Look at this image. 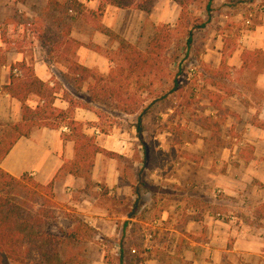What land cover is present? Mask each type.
<instances>
[{
	"label": "crops",
	"instance_id": "0c3cea01",
	"mask_svg": "<svg viewBox=\"0 0 264 264\" xmlns=\"http://www.w3.org/2000/svg\"><path fill=\"white\" fill-rule=\"evenodd\" d=\"M48 1L41 2L47 6ZM78 1L85 6L84 11L68 15L70 27L54 29L61 34L54 42L53 37H47L54 33L49 30L51 23L40 24L43 9H30L27 0H0V29L7 27L3 35L0 30V137L7 124L22 120V103L5 89L12 82V69L18 68L22 72L19 76L24 78L22 64H25L48 85L66 80L69 71L66 48L68 42L75 40L83 45L74 53L70 51V58L108 75L113 63L89 44L112 50L119 44L101 32L99 25L138 45L150 27L175 26L181 15V7L173 0H156L151 13L109 5L101 16L95 15L100 0ZM258 5L252 2L247 4L248 8L233 9L234 6L225 4L223 10L232 12L224 13V26L207 44L210 49L204 56V64L208 74L218 77L222 84L228 81L231 85L227 84L228 89L217 81L209 84L215 91L210 92L212 114L208 116L220 121V132L214 135L204 129L208 134L203 140H216L220 144L219 152L200 156L199 145L193 147V142L201 139L197 136L195 140L182 141L187 150L180 156L172 145L165 148V140L170 139L167 135H171L169 131L155 133L157 148L171 150L164 154L166 164L160 163L148 172V157H152L148 152L146 127L143 143L137 137L136 120L130 131H122L115 125L109 134H104L100 132L97 113L77 107L74 117L87 125V134H96L98 144L116 154L96 155L91 185L84 178L60 173L65 161L73 160L76 154L75 142L64 138V134L70 133L65 127L33 129L30 137L20 138L1 161V168L12 176L29 173L41 184L54 182L56 201L72 208V212L94 229L86 242L98 247L100 256L89 264H264V11ZM23 10L29 17L25 21L37 33L24 46L21 40L15 39L12 30L13 26L23 28L20 19ZM94 18L98 19L97 23ZM247 21L251 24L246 25ZM52 45L64 49L54 58L47 50ZM258 50L262 53L246 63L243 54ZM54 69L60 71L58 75ZM64 88L70 93L77 90L69 83ZM55 95L54 106L68 109L69 102L63 95ZM216 98L220 99V112ZM40 101L36 94H30L27 104L36 107ZM174 142L180 144L175 141V135ZM121 158L130 159L134 167L127 179L120 167ZM186 161L191 164L184 165ZM136 167L140 169L137 171ZM102 194L119 200L115 212L101 202ZM125 207L130 210L122 216ZM146 207L152 208L158 218L140 215ZM219 213L223 217H218ZM156 221L152 247L143 254L144 234L153 229L151 225ZM138 228L143 231L141 241L137 242L140 248L132 245L138 237ZM132 247L143 254L140 261L131 255ZM80 254L77 264H85Z\"/></svg>",
	"mask_w": 264,
	"mask_h": 264
},
{
	"label": "trees",
	"instance_id": "16d2710c",
	"mask_svg": "<svg viewBox=\"0 0 264 264\" xmlns=\"http://www.w3.org/2000/svg\"><path fill=\"white\" fill-rule=\"evenodd\" d=\"M155 1L100 0V7L95 15H103L109 5L151 13ZM173 1L181 7L179 18L181 20L188 13V8L194 0ZM84 8L85 6L78 0H49L47 19L51 26L70 27L72 24L69 22L71 18L68 15L74 12L81 14ZM170 28L169 24L159 28L157 26L156 33L151 38L147 49L141 50L138 45L99 25L101 32L119 44L116 50L103 49L100 46L89 44L90 48L105 55L113 63L108 75H102L97 70L87 68L71 59L70 51L74 53L76 48L83 44L75 40L68 42L66 53L69 59V71L66 80L77 89V95L82 88H85L87 95L80 96L83 100L81 98L73 99L68 96L70 92L65 90L63 98L69 102V107L66 110L55 107L54 98L48 100L49 92H52L54 88L43 83L31 67L22 64L24 71L28 72V76L22 78L14 73V70L18 69L14 66L12 73L15 76L12 75V82L5 89L22 103V120L5 126L4 133L0 137V163L20 138L30 137L33 129L48 127L59 130L65 127L70 130V133L64 134V138L75 142L76 154L73 160L65 161L60 173L66 172L84 178L87 184L91 185L96 155L102 153L112 157L116 154L101 147L97 142L96 134H87V125L74 117L76 108L82 107L95 111L100 121L104 115L94 105H104L111 111L137 115L135 124L137 137L143 143V132L145 131L143 118L146 108L144 109L141 104L142 101L137 96V92L144 91L149 87L145 78L160 67L161 53L168 42ZM57 49H59L57 45L47 48L50 54H53ZM260 53H262L260 50L247 51L243 54V58L247 63L251 57L259 56ZM132 89L135 92H132ZM30 94H36L41 100L36 107L27 104ZM216 103V108L220 112V102L216 101ZM197 125L212 131L214 135H219L220 121H216L210 116L201 117L197 121ZM99 128L101 133L109 134L110 132L101 123ZM184 132L185 128L178 125L175 133L177 143L183 141ZM144 151L147 153L145 145ZM53 185V181L47 185L41 184L29 173L20 177L12 176L0 166V264H14L19 259L34 261V258L37 260V257L38 264H77L79 255L74 252L75 245L90 240L94 229L88 226L82 218L72 214L68 217L72 223L69 230L62 231V236L50 233L49 223L46 219H55L57 217L55 211L62 210V208L67 212H72V208L62 206L56 201ZM64 248L66 250H63Z\"/></svg>",
	"mask_w": 264,
	"mask_h": 264
},
{
	"label": "rangeland",
	"instance_id": "374dc122",
	"mask_svg": "<svg viewBox=\"0 0 264 264\" xmlns=\"http://www.w3.org/2000/svg\"><path fill=\"white\" fill-rule=\"evenodd\" d=\"M27 1L31 5L30 9H43L40 12L42 15L40 24H43L45 21H48L50 24V21L47 19V6L41 2L42 0ZM252 2H257V4H259L257 7L259 8L261 5L260 9L264 11V8H262L264 0H194L188 8V13L183 16V18L179 20L175 26H171L169 29L170 36L161 53L160 67L149 77L145 78V82L149 85V87L144 91L137 92V96H139V99L142 101V103H140L144 106V109L146 108L143 121L148 130V152L150 153V157H152L151 159L148 157V172L160 163L166 164V157L164 154L167 150H171L163 149V147L160 149L157 148L159 143L155 144L156 141L153 139V136L156 135L155 133H164V131H169L171 135H167L170 136V139L165 140L167 143H165V148H167V146L170 148L169 145H172V149L175 150L174 152H178L180 156H182V154H184L187 150L186 147L184 148V145H186L185 142L180 144H176L174 142V135L177 132V126L180 124L183 128H185L182 140L192 141L197 139V136L201 137V139H197L195 141V144L193 142L194 148L199 145L197 150H201L200 156H203L204 153L210 155L212 153L214 154L215 152H219L220 144L216 140L212 139L209 142L203 140L206 136L205 134L208 133L197 125V121L201 117L212 114L210 92L215 90L209 85L210 82L217 81L221 84V86L226 88H228L230 83L226 81L227 84L229 83L228 86L225 83L222 84L218 77L214 78L212 75H209L210 73L208 74L204 64V56L208 52V49H210V45L207 46V44H209V40L215 38L216 36L214 35H217L216 32L219 33L221 26H224V13L232 12L223 10V6L228 4L234 6L233 9L237 6L248 8L247 4ZM258 13H260L259 10ZM21 14H23V17L20 18L23 20V28L13 26L12 30L16 35L15 39L21 40V43L24 46L29 43L28 38H32L33 34L36 35L37 33L35 32L33 25L31 26L27 21H25L29 18L26 15V11L23 10ZM246 15L249 16L250 14ZM88 16L89 14L86 13L85 17L88 18ZM94 20L97 23L98 19L94 18ZM250 24V21L246 22V25ZM161 26L162 25H159L158 28ZM49 28H51L54 33L52 35L48 34L47 37H53L54 42H56L58 38L61 37V34L54 31L56 26L54 27L50 24ZM156 28L157 26L153 28L150 27L148 29L147 36L144 37L140 44H138L141 50L147 49L151 38L156 33ZM6 29H0L2 30V35L6 33ZM190 39L191 41L189 42ZM57 46L59 49L54 51L52 55L53 58L56 56L55 54L61 50V47L59 45ZM54 72L58 75V72L60 71L54 69ZM20 75H22V72ZM24 76L27 77L28 72L24 71ZM65 83H68L65 79L57 80L55 83H51L50 87L54 89L52 92H49V101L56 96L54 93H61L64 96V91L66 90L64 88ZM230 87L228 89H230ZM132 92H135V90L132 89ZM85 94L86 92L83 89L80 90L79 95H77L75 90H72L68 96L73 99H78L81 98L80 96L87 95ZM81 100L83 99L81 98ZM217 101L220 102V99ZM214 103L215 102H213V104ZM94 107L97 110H100L104 115L100 123L109 130H112L116 125L118 129H121L122 131H130L133 122L136 120V115H128L120 111H111L110 108H105L104 105H94ZM169 109H173V112L169 111ZM226 134L228 133L226 132ZM172 142H174V148ZM175 145H177V147H175ZM189 146L190 145H187V148L195 150ZM169 153L171 154V151ZM187 161L184 165L191 164V162L189 163ZM120 167L124 170V177L126 179L129 175H131L132 171H134V167H132L131 161L130 159L128 160V158L120 159ZM139 169V167L135 168L137 171ZM29 186L31 185L29 184ZM29 188L33 189L32 187ZM90 191L93 190L90 189ZM93 196L96 197L95 192H93ZM100 200L108 205L111 212L116 211V207L119 204L118 199H111L107 194H102ZM186 208L187 206L184 207V210H186ZM128 210L130 209L125 207L122 210L121 215H126ZM144 210L146 211H143L140 215H145V218H158L156 214L152 212V208L150 209L149 207H146ZM55 213L57 216L55 219H46L47 223H49V231L53 235L62 236V231H67L72 227V223L68 218L70 217L69 215L73 214V216H76V213L71 211L67 212L65 209L63 210V208L62 210H56ZM136 232L138 233V240L136 239L137 241L135 240L132 245L140 248L137 242L141 241V234L143 232L142 228H138ZM169 241H171V238ZM65 248L63 250H66ZM132 248L129 249L130 252ZM75 249L76 250L74 252H77L78 254L82 252L80 257L82 260H86L84 262L85 264H89L88 262L92 263L93 260L98 259L100 256L99 248L90 244V242H83L80 245H75ZM135 256V259L138 257L137 259L140 260L138 255ZM37 260L35 258L34 261H24L23 259H19V261L14 262V264H38ZM128 261L129 263L132 262L131 259H128Z\"/></svg>",
	"mask_w": 264,
	"mask_h": 264
},
{
	"label": "built area",
	"instance_id": "2783aa9c",
	"mask_svg": "<svg viewBox=\"0 0 264 264\" xmlns=\"http://www.w3.org/2000/svg\"><path fill=\"white\" fill-rule=\"evenodd\" d=\"M14 73L17 74V75H20V70L19 69H15L14 70ZM96 132L98 133L99 131L96 130ZM221 192L218 191V194H220ZM218 217H223L221 213L217 214ZM157 225V221L154 222L153 225V229H148L146 230L145 234H144V241H143V254L147 253L151 247H152V244H153V240H154V228L156 227ZM131 254L132 255H138L139 257H141L143 254L140 253L139 249L137 248H132L131 249ZM141 264H144L143 262H141Z\"/></svg>",
	"mask_w": 264,
	"mask_h": 264
},
{
	"label": "water",
	"instance_id": "95a60500",
	"mask_svg": "<svg viewBox=\"0 0 264 264\" xmlns=\"http://www.w3.org/2000/svg\"><path fill=\"white\" fill-rule=\"evenodd\" d=\"M135 213V209L133 210L132 214H130V217Z\"/></svg>",
	"mask_w": 264,
	"mask_h": 264
}]
</instances>
